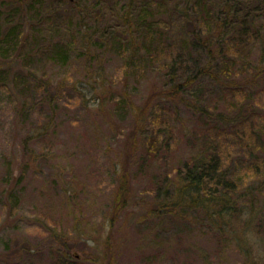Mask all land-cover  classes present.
Masks as SVG:
<instances>
[{"label": "rangeland", "instance_id": "1", "mask_svg": "<svg viewBox=\"0 0 264 264\" xmlns=\"http://www.w3.org/2000/svg\"><path fill=\"white\" fill-rule=\"evenodd\" d=\"M38 1L40 14L32 0H0L1 33L21 25L26 45L23 57L0 56V264H264L261 48L240 58L231 44L187 93H171L166 46L150 50L135 35L137 57L127 41L92 48L79 18L67 34L51 18L69 0ZM156 1L165 4L159 36L172 47L186 0ZM96 10L106 13L91 8L92 22ZM57 43L69 46L63 64L50 58ZM213 156L227 200H186L173 213L160 205L193 162ZM125 175L129 202L115 217Z\"/></svg>", "mask_w": 264, "mask_h": 264}, {"label": "trees", "instance_id": "2", "mask_svg": "<svg viewBox=\"0 0 264 264\" xmlns=\"http://www.w3.org/2000/svg\"><path fill=\"white\" fill-rule=\"evenodd\" d=\"M32 1L29 7L30 12L36 11L40 14L43 8L42 3L38 0ZM90 1L92 0H69L70 9L63 12L59 11L62 3H55L54 11L50 13L51 18L58 22L56 27L67 34L69 30H73L76 26L73 22L79 18L77 27H80L81 42L88 46L93 44L92 48L98 49L102 46H116L121 41V43L127 41L130 47V57H137L140 52V48L137 47L139 41L135 35H139L145 47L150 50L166 46L165 54H169L170 57H165L167 60L163 59L166 60L165 62L171 61L168 74L165 72L171 93H187L200 77L205 73H211L213 67H216L217 60L226 58L223 53L229 54L227 49L231 44L237 49L240 58H247L249 53L258 47L261 48V55L264 59V30L258 24L259 19L264 18V0H220L222 6L219 9L213 8L211 0H186V8L175 11L183 19L185 26L182 28L183 35L179 41L180 44L174 41L175 45L172 47L163 44V35L159 36L158 31L162 26L155 16L165 11L164 3L156 0H130L129 3H124L119 8L111 0H95L93 5ZM98 3L99 5L96 6ZM99 6H102L106 13L102 14L100 10H96L92 22V17L89 16L90 10L91 8L95 10ZM125 6L128 8L123 12L122 9L126 8ZM80 7H84L86 12L83 16H81L83 10ZM8 18L11 19V17ZM85 18L90 19L85 22ZM100 18L101 22L98 21ZM188 24L191 28H188ZM6 26H10V23H6ZM201 26L203 28L205 26L207 30H203ZM119 28L124 29L128 37L123 39ZM37 33L40 35V31ZM94 33L100 43L93 41ZM59 35H62V32ZM21 36V25L10 26L5 34H2L0 24V56L2 58H13L14 55L23 57L21 52L25 51L26 45L21 42ZM35 42L36 39H33L31 45H37ZM68 47L60 43L54 44L50 49L51 60L60 64L66 62ZM152 54L153 51L150 57ZM161 61L158 65L162 69ZM218 165L216 156H213L210 161L193 162L184 177L186 185L179 184L173 191H170L169 187L166 188L160 205L170 211L173 209L171 211L173 213L186 200L201 204L207 201L208 204L223 203L227 198L223 200L225 196L216 193L221 186L222 179L218 177ZM129 180L130 177L125 175L119 188L115 217L129 202L128 196L131 193ZM207 197L209 198L206 200Z\"/></svg>", "mask_w": 264, "mask_h": 264}]
</instances>
